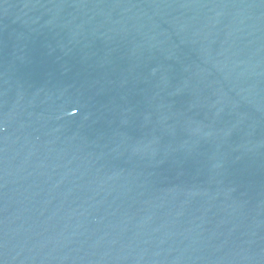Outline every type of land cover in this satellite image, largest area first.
<instances>
[{
  "label": "water",
  "instance_id": "obj_1",
  "mask_svg": "<svg viewBox=\"0 0 264 264\" xmlns=\"http://www.w3.org/2000/svg\"><path fill=\"white\" fill-rule=\"evenodd\" d=\"M0 264H264V0H0Z\"/></svg>",
  "mask_w": 264,
  "mask_h": 264
}]
</instances>
